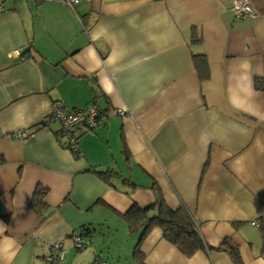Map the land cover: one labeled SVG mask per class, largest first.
Segmentation results:
<instances>
[{"label":"crops","instance_id":"1","mask_svg":"<svg viewBox=\"0 0 264 264\" xmlns=\"http://www.w3.org/2000/svg\"><path fill=\"white\" fill-rule=\"evenodd\" d=\"M250 2L252 14L235 20L227 0L4 1L0 264H49L55 241L57 264H137L138 234L121 213L156 201L153 182L212 248L181 254L153 227L140 242L144 264H232L215 249L223 238L244 264H264V0ZM53 100L106 109L94 130H77L79 157L58 144L56 122L39 126ZM24 130L32 135L20 140ZM92 166L117 175L107 183ZM82 227L90 237L77 249Z\"/></svg>","mask_w":264,"mask_h":264},{"label":"trees","instance_id":"2","mask_svg":"<svg viewBox=\"0 0 264 264\" xmlns=\"http://www.w3.org/2000/svg\"><path fill=\"white\" fill-rule=\"evenodd\" d=\"M4 10V9H3ZM193 41L196 39L194 36L192 37ZM193 56V63L195 66V71L198 72V75L201 79H205L208 77V68L206 58H204L203 53H195ZM56 101V100H53ZM93 103V102H91ZM95 103V102H94ZM96 104V103H95ZM88 105V104H86ZM97 115H96V125L99 123L102 114L105 113L106 109L100 108L97 104ZM76 108V107H74ZM95 125V126H96ZM39 126L43 127L45 124L43 122L39 123ZM95 128V127H94ZM94 128L88 130H94ZM56 131V130H55ZM54 131V133H55ZM82 132H87V130H82ZM80 134V133H79ZM79 134H75V140L77 144L76 149H70L75 157H79L81 155L77 139ZM67 148L65 145L63 146ZM122 151L127 156V149L125 146V141L122 143ZM2 160L0 156V161ZM87 171L93 172L98 175L105 182H110V179L117 175V171L113 168H106L99 170L95 167H89ZM153 189L155 190V194L157 195L156 201L146 205L141 206L136 202H133L122 214L123 219L127 224V229L130 233L138 234L137 242L133 249V258L137 264L143 263V252L140 249V242L145 234L149 231V229L153 227H159L162 231L163 237L175 245L180 251L181 254H185L187 256L192 255L194 252L198 250L208 251L212 247L207 245L205 241H203V237L198 229L199 223L197 220L192 217V213L184 206L177 204L174 207L167 206L164 202L162 194H160V189L157 184L153 182ZM45 193V188L36 187L32 196L31 205L37 211L41 212L42 208L45 207V203L43 202V196ZM83 229V230H82ZM89 230H85L84 227L78 229L76 233L81 234L85 237H90ZM263 242H264V232L262 233ZM222 241L215 247V249L222 250L227 253L231 258L232 264H244L241 258V254L238 251V246L235 242L229 240V238H223ZM85 243L83 246H85ZM77 249L81 247H76ZM45 260L49 264H57L56 260ZM97 259H94V261Z\"/></svg>","mask_w":264,"mask_h":264},{"label":"built area","instance_id":"3","mask_svg":"<svg viewBox=\"0 0 264 264\" xmlns=\"http://www.w3.org/2000/svg\"><path fill=\"white\" fill-rule=\"evenodd\" d=\"M4 1L0 0V11L4 9ZM60 2L64 6L74 8V6L80 0H55ZM230 2V9L233 14V18L238 20L249 14H252V6L250 0H227ZM118 115H125L126 112L122 108H117L114 111ZM97 106L95 103H90L85 106H79L76 108H66L61 101H53L49 112L43 116L40 122H43L45 126L50 125L53 122L58 124V128L55 131V138L59 145L66 146L67 149H76L77 144L75 140V134L79 128L83 130H90L96 125ZM20 140H24L32 135L29 131H20L15 134ZM87 237L82 236L79 233L73 234V243L75 247H82L88 242ZM63 257L61 251V242L55 241L52 243L50 250L46 256L47 260H60ZM92 264H107V262L95 260Z\"/></svg>","mask_w":264,"mask_h":264},{"label":"rangeland","instance_id":"4","mask_svg":"<svg viewBox=\"0 0 264 264\" xmlns=\"http://www.w3.org/2000/svg\"><path fill=\"white\" fill-rule=\"evenodd\" d=\"M105 262V261H104Z\"/></svg>","mask_w":264,"mask_h":264}]
</instances>
